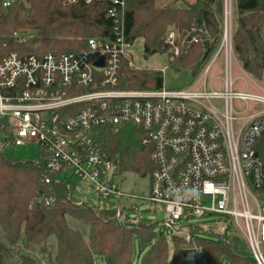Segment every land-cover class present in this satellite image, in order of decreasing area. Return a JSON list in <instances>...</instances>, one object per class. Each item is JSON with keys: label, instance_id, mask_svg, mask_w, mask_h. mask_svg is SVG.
<instances>
[{"label": "built area", "instance_id": "2783aa9c", "mask_svg": "<svg viewBox=\"0 0 264 264\" xmlns=\"http://www.w3.org/2000/svg\"><path fill=\"white\" fill-rule=\"evenodd\" d=\"M20 1L2 0V6ZM80 1L92 2L64 3ZM109 1L107 36L89 37L80 49L0 56V129L7 132L6 141L37 143L44 182L55 177L74 190L70 178H76L101 201L115 203L122 222L140 199L164 206L165 224L172 228L178 221L225 216L243 234L255 264H264V86L251 80L257 90L248 83L236 87L234 0H223L221 39L203 68L202 84L163 83L157 89L123 85L126 68L137 69L129 53L127 0ZM13 36L22 43L33 35ZM186 40L173 28L166 37L175 56ZM219 56L224 76L216 89L207 75ZM101 57L103 65L97 66ZM128 125L141 131V146L154 165L145 197L123 189L118 163L104 150V129ZM38 201L50 206L54 197Z\"/></svg>", "mask_w": 264, "mask_h": 264}, {"label": "trees", "instance_id": "16d2710c", "mask_svg": "<svg viewBox=\"0 0 264 264\" xmlns=\"http://www.w3.org/2000/svg\"><path fill=\"white\" fill-rule=\"evenodd\" d=\"M236 6L233 45L236 59L248 74L264 82V0H234ZM109 0L80 1L21 0L3 8L0 0V56L11 51L19 54L80 49L93 36L110 33ZM126 32L132 42L143 40L146 55L167 52L171 67L188 68L197 74L204 68L220 42L223 0H174L159 6L157 0H127ZM173 28L187 37L178 56L166 43ZM32 30L34 34L19 43L14 32ZM200 37L199 43L189 37ZM208 40L209 45L204 42ZM161 71L126 68L123 85L130 89L161 88ZM104 150L118 160L121 171L146 174L154 168L149 153L140 145L136 132L123 126L115 131L104 129ZM54 197L50 206L39 198ZM72 218L87 227L88 236L68 223ZM158 223L140 222L130 227L116 216V209L91 206L79 199L73 189L55 177L43 180L41 164L28 160L11 161L0 150V264L12 259V249H19L21 236L47 254L50 264H134L136 246L142 264H183V251L197 250L208 264H255L245 239L238 231L221 240L203 237L187 240L175 234L168 240L157 235ZM201 229L190 226V231ZM52 240L54 242H52ZM172 246V247H171ZM53 247L54 252L51 248ZM19 264H35V259L21 254Z\"/></svg>", "mask_w": 264, "mask_h": 264}, {"label": "rangeland", "instance_id": "374dc122", "mask_svg": "<svg viewBox=\"0 0 264 264\" xmlns=\"http://www.w3.org/2000/svg\"><path fill=\"white\" fill-rule=\"evenodd\" d=\"M174 0H157V4L159 6H163L165 4L171 3ZM235 17H236V6L233 4V25L235 26ZM22 32H27L29 35H33L34 31L25 30ZM181 38V37H180ZM129 53L134 61V64L137 69L141 70H155L161 71L164 78V85L167 88H182L187 87L191 84H196L200 81L202 84L203 69L197 74H193V72L188 69H180L176 70L174 67H171L170 64V56L167 52H159L152 55H146L143 50V40L141 38L136 39L132 42ZM216 55V51H214L208 61H212L214 56ZM209 62V63H210ZM224 76V60L223 56H219L214 63L211 65V69L207 75V84L210 85L213 83V86L216 89L222 88V83L220 78ZM233 78L236 79V87L243 88L246 83L249 84L250 89L257 90V86H255L251 80L255 83L264 86V82L248 75L241 67L239 62L234 61L233 63ZM137 137L139 138V142L141 145V131L135 129ZM8 134L5 130L0 129V150L3 155L11 160H28L33 162H38L41 159V149L40 146L35 143H27L22 146H14L10 142H7ZM147 152V151H146ZM148 153V152H147ZM119 170L121 168L119 166ZM123 175V189L128 193H134L141 197H145L148 195L149 186H150V171L146 174L136 173L131 171H121ZM70 183L72 187H74L75 195L81 199L82 201L89 203L91 206H98L101 209L107 207H113L115 203H108L105 201H101L97 195L91 192L90 188L85 183H80L76 178H70ZM126 204L132 203L130 200L124 201ZM137 208L133 210L126 211L125 217L126 221H123L126 225L130 227H136L140 222L144 223H158L157 235L164 236L171 245V238L176 234V231L181 229L177 234L185 235L190 234L194 238L203 237L208 240H221L223 237L230 236L233 232L235 233L237 230L233 225L230 224L228 218L225 216L218 215H210L205 216L203 218H193L188 221H178L175 223L174 228L169 227L165 224L168 221V215L165 212L164 206L160 204L149 203L148 200L140 199L134 201ZM123 207V206H122ZM128 210V209H126ZM68 223L74 229H79L82 232L84 237L88 236L87 227L72 219L68 218ZM190 224L195 225V227H199L201 229L190 231ZM243 235L241 232H238ZM243 237V236H242ZM244 238V237H243ZM0 240L4 241V235L0 228ZM52 242H54L52 240ZM151 245L149 244L142 251V256L139 257L138 252V244L136 246V257L134 260V264H142V257L145 255L147 250H149ZM172 247V246H171ZM51 247H49L50 249ZM52 252L55 249L51 248ZM21 254H26L35 259V264H50L49 258L47 254L41 253L37 246L30 244L27 242L24 236H21L19 249H12V259L6 261L4 264H19V256ZM201 264H208L202 253H200ZM227 260L224 259L221 264H226ZM96 264H103L101 259L96 260Z\"/></svg>", "mask_w": 264, "mask_h": 264}, {"label": "water", "instance_id": "95a60500", "mask_svg": "<svg viewBox=\"0 0 264 264\" xmlns=\"http://www.w3.org/2000/svg\"><path fill=\"white\" fill-rule=\"evenodd\" d=\"M205 46L209 45V41L206 40L204 42ZM97 66H102L103 65V57L101 59L97 60L95 63ZM118 163V160H115V164ZM183 264H198L197 261V251L194 248H187L183 251Z\"/></svg>", "mask_w": 264, "mask_h": 264}]
</instances>
